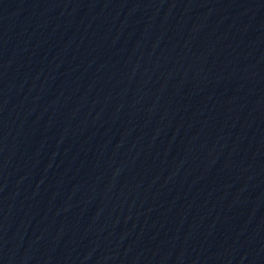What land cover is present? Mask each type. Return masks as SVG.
<instances>
[{"label":"water","instance_id":"obj_1","mask_svg":"<svg viewBox=\"0 0 264 264\" xmlns=\"http://www.w3.org/2000/svg\"><path fill=\"white\" fill-rule=\"evenodd\" d=\"M0 264H264V0H0Z\"/></svg>","mask_w":264,"mask_h":264}]
</instances>
